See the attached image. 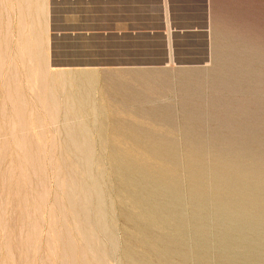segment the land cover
<instances>
[{
    "label": "rangeland",
    "instance_id": "374dc122",
    "mask_svg": "<svg viewBox=\"0 0 264 264\" xmlns=\"http://www.w3.org/2000/svg\"><path fill=\"white\" fill-rule=\"evenodd\" d=\"M51 1L0 0V264H264V0L157 70L53 67Z\"/></svg>",
    "mask_w": 264,
    "mask_h": 264
},
{
    "label": "crops",
    "instance_id": "0c3cea01",
    "mask_svg": "<svg viewBox=\"0 0 264 264\" xmlns=\"http://www.w3.org/2000/svg\"><path fill=\"white\" fill-rule=\"evenodd\" d=\"M80 10L112 36V68L196 69L212 62L213 0H80ZM90 4L85 9V4Z\"/></svg>",
    "mask_w": 264,
    "mask_h": 264
},
{
    "label": "water",
    "instance_id": "95a60500",
    "mask_svg": "<svg viewBox=\"0 0 264 264\" xmlns=\"http://www.w3.org/2000/svg\"><path fill=\"white\" fill-rule=\"evenodd\" d=\"M85 9L90 4L83 1ZM80 0L51 1V65L59 69H86L113 65L106 45L114 37L105 25H95L89 13L81 12Z\"/></svg>",
    "mask_w": 264,
    "mask_h": 264
},
{
    "label": "bare ground",
    "instance_id": "6f19581e",
    "mask_svg": "<svg viewBox=\"0 0 264 264\" xmlns=\"http://www.w3.org/2000/svg\"><path fill=\"white\" fill-rule=\"evenodd\" d=\"M71 137V136H70ZM83 150V149H82ZM131 156V155H130ZM92 162V161H91ZM84 165V164H83ZM82 166V165H81ZM83 167V166H82ZM140 169V168H139ZM117 171V170H116ZM139 171V170H138ZM152 171V170H151ZM125 172V171H124ZM133 172V171H132ZM127 174V173H126ZM136 188V187H135ZM131 189V188H130ZM134 189V188H133ZM142 190V189H141ZM133 193V192H132ZM76 207V206H75ZM125 207H126V205H125ZM133 207V206H132ZM134 208V207H133ZM88 211V210H87ZM90 211V210H89ZM86 212V211H85ZM99 212V211H98ZM152 216V215H151ZM150 216V217H151ZM144 223V222H143ZM145 224V223H144ZM91 249V248H90ZM128 254V253H127ZM135 256V255H134ZM136 264V263H135Z\"/></svg>",
    "mask_w": 264,
    "mask_h": 264
}]
</instances>
